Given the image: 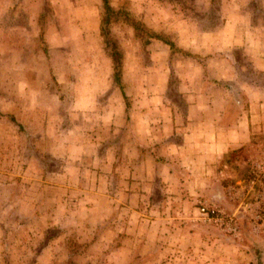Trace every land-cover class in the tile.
<instances>
[{
    "label": "crops",
    "instance_id": "0c3cea01",
    "mask_svg": "<svg viewBox=\"0 0 264 264\" xmlns=\"http://www.w3.org/2000/svg\"><path fill=\"white\" fill-rule=\"evenodd\" d=\"M38 1L36 8L31 0H0V90L7 96L0 95V115L18 132L24 130V155L31 143H38L40 156L48 154L56 160L51 169H43L37 160L43 167L38 173L23 163L20 166L24 184L36 180L45 196L53 192L47 206L54 205L56 213L40 215L42 221L54 222L63 232L69 228L85 232L86 236H76L84 241L97 237L101 229L106 231L104 239L115 243L112 248L105 246L108 261L103 264H130L136 254L143 256L142 264H224L217 236L213 241L208 236L202 246V232L171 224L177 225L176 217L189 205L190 193L198 196L213 182L212 176L226 174L228 153L250 142L254 132L264 135V0H250L249 8L232 7L227 13L222 6V24L214 31L201 33L195 22L179 24L180 46L192 50L193 39H198L203 44L196 47L203 55L198 60L186 54L166 57L165 82L170 69L180 72L178 90H145L144 98L133 96L129 104L122 86L99 90L96 72L87 71L89 88L82 84L77 92L71 90L70 117L79 119L68 132L57 113L62 109V93L47 90L52 56L48 57L46 45H70L84 52L81 57L72 54L71 64H91L96 55L91 48L99 32L66 5L64 19L70 23L66 34L62 29L52 33L53 27L41 19L42 0ZM233 48L246 49L245 57L235 56L229 51ZM240 59L246 64L238 63ZM100 65L105 68L104 82L111 87V60ZM75 69L79 67L72 66L70 72ZM52 93L54 104L52 97L48 99ZM21 110L30 112L29 119L19 118ZM36 111L40 113L35 125L32 112ZM48 111L58 118L48 119ZM5 157L10 162L1 173L15 175L16 150ZM31 175H38V180ZM112 221L117 223L114 230ZM74 245L76 254L89 253L84 248L89 243ZM234 251L238 256L243 250ZM250 253L259 252L250 247ZM262 260L264 264V256Z\"/></svg>",
    "mask_w": 264,
    "mask_h": 264
},
{
    "label": "rangeland",
    "instance_id": "374dc122",
    "mask_svg": "<svg viewBox=\"0 0 264 264\" xmlns=\"http://www.w3.org/2000/svg\"><path fill=\"white\" fill-rule=\"evenodd\" d=\"M31 1V7L38 8L40 6L38 0ZM109 1L111 6L117 10V14L116 17L110 16L112 19L110 18L111 21L108 25V40L101 33L102 15L104 13L101 0H42L41 2L43 10L41 19L44 18L43 21L53 27L52 33L62 29L66 34L65 27L70 25L64 19V15L67 14V11H65L66 5L74 12L78 10L82 18L87 19L90 24L93 23L95 29L98 28L99 32V36L96 39L94 38L95 43L91 48L93 53L96 54H93L95 57H92L95 58L94 62L96 63L78 62L71 64L70 57L72 54L81 57L84 52L71 49L70 45L60 47L46 45L48 57L52 56V60L48 62L47 90L51 92L57 90L62 93L60 95L57 92L62 102V109L57 110V113L61 114V127L64 132H68L71 125L78 123L79 118L73 117V120L70 117V110L72 109L70 104L72 101L71 90L77 92L82 84H84L86 90L89 88L86 82L87 71H95V75L98 76V79L95 77V83H97L95 88L99 90H121L113 80V71L111 72V87L106 85L102 74L105 68L100 65L106 64L109 58L113 70L112 53L114 49H117L120 53V86L128 92L125 97L126 102L128 101L129 104H132L133 96L138 97L140 95L144 98L145 90H178L181 85L180 72L170 69L168 83L165 82L167 78L165 74L167 72L165 69L166 57L174 54H186L188 57L192 56L198 60V57L203 55L196 47L199 45L198 43L203 44L198 39H193L192 50L180 46L178 36L181 28L179 29V24L182 22H195L201 33L214 31L216 27H220V24H222V6L223 12L226 11V13L227 11L231 12L232 7L233 10L244 6L250 7V0H211V4L210 0ZM209 5H212L210 7L218 14V18L214 21L212 27H207L203 23L202 14L197 9L203 10L204 7ZM52 33L51 35H53ZM41 35L43 36L44 33L42 32ZM44 37L46 38L45 35ZM229 51L236 52L235 56L240 58L245 57L246 54L244 48H233ZM240 60L241 62H237L246 64L244 59ZM74 65L75 68L79 67V69L70 72L71 67H74ZM97 68L101 69L99 73ZM83 75L85 80H82ZM0 95L5 97V90H0ZM51 97L52 100L50 101L54 104V93L48 94V99H51ZM75 97L77 98V96ZM242 101L245 102L244 95ZM27 110H21L20 112L21 117L19 118L22 121L29 119L30 112L27 113ZM2 113L0 111L1 115ZM38 113L40 112H32L34 119L38 117ZM45 114L48 119L58 118L55 112L48 111ZM1 115L0 264H66L70 259V255H72V244L80 245V242L89 243V246H84L89 253L84 255L73 253L72 262L70 259L69 264H103L104 259L108 261L107 256L103 254L104 248L105 246L109 248L110 245L112 248L115 241L104 239L103 236H105L106 231L104 232L103 229L97 233V237L84 241L79 240L76 236L78 234L86 236L85 232L79 233L76 229L71 230L72 228L63 232L54 222L51 221L46 224L42 221L40 215L49 213L50 216L56 213L54 205L47 206L53 200L51 195L53 192L47 191L48 196H45L46 192H43L44 189L40 187L36 180L26 181L24 184L22 182L24 177L22 170L24 168L22 169L20 166L23 163L26 169L38 173V169L43 167V169L54 168L56 160L48 154L40 156L38 143L37 146L35 143H31L29 150L25 151L24 155L22 141L24 130L18 132L11 123L1 119ZM34 121L36 125L37 119ZM83 121L86 124V120ZM66 126L67 128L64 129ZM256 134L257 137H255ZM252 136V140L249 136L248 140L250 142L248 141L228 153L225 158L227 163L225 167L226 174L216 173L215 176H212L213 182H210L208 189L202 191L198 196H193L194 194L190 193L192 196L191 201L189 205L180 210L182 215L176 217L175 223L177 225L171 224V227L175 229L178 227L184 231L198 230L197 232H202V246L205 244L203 241H209L208 236H213L212 241L217 236L223 248V261L226 260L224 264H234L237 262L236 259L241 264H262L263 261L264 135L261 132H254ZM7 139L13 140V142H8ZM46 144L50 145V143ZM13 148L16 150L13 164L16 174L5 175L1 173V170L6 171L10 162L5 155L11 152ZM37 160L43 167L37 163ZM31 176L37 180L39 178L38 175ZM11 202H13L12 205ZM202 206H205L206 209L218 208L221 210L220 215L215 217V212H211L214 215L208 216L201 210ZM110 225L112 230L117 227V223L113 221ZM63 235L68 238L66 239ZM250 238L257 245L259 252L254 256L250 253ZM236 248L243 250L238 256L237 251H234ZM126 256H123L124 259H126ZM142 258L141 254L133 255L130 264H139ZM111 263H113V260Z\"/></svg>",
    "mask_w": 264,
    "mask_h": 264
},
{
    "label": "trees",
    "instance_id": "16d2710c",
    "mask_svg": "<svg viewBox=\"0 0 264 264\" xmlns=\"http://www.w3.org/2000/svg\"><path fill=\"white\" fill-rule=\"evenodd\" d=\"M103 3V7H104V13L102 15V26H101V33L102 36H104V38L106 40L109 39L108 34H109V23L111 21V17L110 16H114L117 14V10L115 8H113L110 4L109 0H101ZM211 0H210V4H211ZM212 5L206 6L203 8V10H200L199 8H197L199 10V13L202 14V21L205 25H207V27H212V24H214V21L217 20L218 18V14H216V12L213 10L212 7H210ZM198 12V11H197ZM111 18V19H110ZM203 24V26H204ZM112 58H113V80L115 83H117L118 85H121L120 83V53L118 52L117 49H114L113 53H112ZM250 244H251V248H253L254 250L257 249V245L255 244V242L253 240H251L250 238ZM73 251L71 252L72 255H70V259L73 256V253L76 254V251L78 250L77 245H74ZM69 259V260H70ZM69 260L68 263L66 262V264H69ZM72 262V259L70 260Z\"/></svg>",
    "mask_w": 264,
    "mask_h": 264
},
{
    "label": "built area",
    "instance_id": "2783aa9c",
    "mask_svg": "<svg viewBox=\"0 0 264 264\" xmlns=\"http://www.w3.org/2000/svg\"><path fill=\"white\" fill-rule=\"evenodd\" d=\"M201 210L204 211V213H206L208 216L214 215L211 212H215V217L219 216L220 215V211H221L218 208H207L206 209L205 206H202Z\"/></svg>",
    "mask_w": 264,
    "mask_h": 264
}]
</instances>
